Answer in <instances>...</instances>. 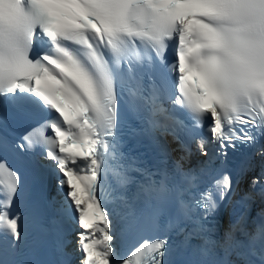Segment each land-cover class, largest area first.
<instances>
[{"label": "snow or ice", "instance_id": "obj_1", "mask_svg": "<svg viewBox=\"0 0 264 264\" xmlns=\"http://www.w3.org/2000/svg\"><path fill=\"white\" fill-rule=\"evenodd\" d=\"M0 264H264V0H0Z\"/></svg>", "mask_w": 264, "mask_h": 264}]
</instances>
